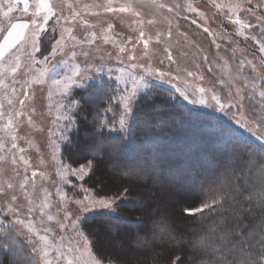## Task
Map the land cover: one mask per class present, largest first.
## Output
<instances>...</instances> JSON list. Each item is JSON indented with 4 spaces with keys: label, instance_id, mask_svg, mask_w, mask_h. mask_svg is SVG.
Listing matches in <instances>:
<instances>
[{
    "label": "snow or ice",
    "instance_id": "1",
    "mask_svg": "<svg viewBox=\"0 0 264 264\" xmlns=\"http://www.w3.org/2000/svg\"><path fill=\"white\" fill-rule=\"evenodd\" d=\"M214 2V0H213ZM245 4H250V0H230L226 5L214 3V7L219 10L227 8L228 19L235 25L239 26L236 32L237 36H244L248 38L242 29L252 28L253 25L245 23L239 13L245 10ZM23 5L22 11L29 13L30 7L35 10L31 12V19L15 22L12 21V14L17 8ZM87 7V6H86ZM103 7L104 12L107 13H129L138 19L132 21L140 26L138 36L135 38V44H132L134 49L136 44H142L144 53L141 57L142 62H133L137 60L135 55H128L127 59L130 62L127 67L130 69L141 70L142 74L128 73L125 77L122 73L116 79L120 81L125 80L126 87L120 92L118 98L109 97V104L116 103L120 108L118 129L116 125H112V131H119L124 135H130L135 126L139 122L144 127L159 126L165 122V117L159 108H153L151 113H144L137 116L135 105L141 101H147L154 96L164 95L169 92V88L165 85H170L171 89L175 90L185 101L191 104H199L209 106L208 92H211L210 100L214 102L215 110L227 115L233 108L237 109L229 119L234 120L240 128L245 129L257 141L262 143L257 146L248 139L237 134L233 129L221 124L219 130V137L223 140L226 174L219 180L215 189V194L202 203L197 208H186L185 213L189 216H194L197 213L203 214L205 210L214 211L216 207H222L223 201L228 200L232 203L230 208V222L226 219H221L220 223L212 227L208 233L201 235L194 243V251L201 257H209V259H201L200 264H257L250 254V252L243 246L246 239L252 240L259 235V240L256 243L260 246L261 262L264 264V42L257 41L259 44V53L261 60L259 71L257 65L251 60L241 59L239 61L238 69L233 73L228 61L223 65L218 66L222 73V79L216 80V84L229 87V95L235 101L234 103L222 102L220 95L217 94L216 89H205L204 87H195L191 91L182 89L179 86V76L170 72L162 71L160 68H153L151 66V59L149 58V45L151 37L146 38L143 30L145 21L139 19L141 13L136 10L132 0L119 7L108 4ZM150 7L153 9L155 15H159L161 10H166L168 13L179 11L182 6L167 5L165 3H158L157 0H151ZM184 12H191L200 15L198 9L191 3L183 6ZM249 13H253V9L248 7L246 9ZM99 13H93L98 15ZM80 14L76 11L71 13V19L64 15L63 9L58 8L53 0H35V3L30 5L29 0H8L7 9L3 10L0 7V33H3V38L0 39V88L6 90V94L17 97L20 105L19 109L14 107L16 101L9 98L8 105L13 106L7 113L4 112V106L0 104V120L5 119L3 124V131L5 136H0V165H9L17 176L20 175L19 165H23V178L19 182V189L27 198L28 207H22L18 203V196L14 191V184L8 180H0V216L4 219L11 217L9 225H5L3 220H0V264H5L4 257L7 256V264H102L101 260L97 258L92 251L91 241L83 230V223L87 220L86 216H76L73 218L72 214L67 210L66 202L74 203L78 206L81 213H88L93 210H106L103 214H108L114 210V206L118 200H122L127 195L128 189H124L123 193L113 195H96L93 196L88 189L81 186V191L85 193L82 199L69 197L66 192L60 190V185L57 184L56 195L59 197V207L55 214H52L49 209L53 207L52 194L44 191L43 199L40 203H35L29 198L28 185L29 183L35 187V178L39 175L42 179L46 178L45 172L31 171V176L27 175L29 168L32 167L31 162L25 157V148L20 147L17 141L20 137L17 135L15 128L20 122V118L27 115L29 126L33 125L32 116L27 114L24 109L27 100L29 99V88L32 85H40L49 83L52 89L61 99L67 98L70 95L72 86L80 87L83 82L91 79L88 75L89 67L81 68L79 65H74L71 75H52L50 69L47 67L50 57H55L58 54L63 55L68 47V41L73 42V47L79 45L82 49L84 44L93 45L97 39H102L105 44L113 43L115 45V38L110 35L113 29V24L107 25V31H103L101 36H97L96 32L90 33V39L78 41L72 34L70 27H63L61 22L71 24ZM235 17V18H233ZM187 19V16L184 17ZM167 19V17H165ZM257 19H260L257 17ZM55 20L56 24L63 28L62 32L57 36L56 27L52 28L53 35L49 39L51 43V50L43 57V60L37 58V54L41 53V45L47 37L49 22ZM156 21L148 19L147 24H154ZM82 23L88 27V21L84 20ZM169 23V30L166 34L168 38L172 36L171 21ZM192 24L201 27L197 20L193 19ZM203 31L209 35L214 36L208 27H204ZM67 34V37L65 35ZM161 33H156V43L161 42ZM256 40V37H251ZM133 37H128L125 43H132ZM215 43V40L213 41ZM119 49L118 54L125 53L124 46L116 45ZM220 45L217 44V48ZM159 51V49L155 50ZM163 52L166 54V59L170 63H175L172 51L169 47H164ZM91 53L89 51H82L84 57H88ZM155 54V53H153ZM76 55L75 52L72 53ZM111 55V54H109ZM22 56H26L29 63H22ZM207 61V56L204 57ZM147 60V63L143 62ZM235 62V61H233ZM123 63V61H121ZM159 63L163 65V60ZM251 68L253 79L249 81L244 73L245 66ZM37 66H40L37 68ZM24 69V75L29 79L23 81L22 87L18 90L15 85L20 83L16 79L17 74ZM103 64L96 68V72H102ZM209 71H213L209 68ZM187 77H193L192 71H187ZM245 79L242 84L237 85L241 77ZM151 77V81L148 79ZM8 78L11 80V92L7 93L9 87ZM202 80L203 77H197ZM130 84V86H127ZM249 84L251 87L249 88ZM102 89L103 85L97 86ZM234 88L235 91H231ZM22 91L23 98H19L18 92ZM143 93V95H140ZM99 91L97 95H99ZM95 97H93V100ZM251 105V111L255 112V118L246 116L244 113L245 101ZM256 101L253 104V101ZM51 107V106H50ZM78 107L76 100H69L68 104L58 102L56 107V123L67 121L64 128L60 130L58 139L67 143L71 142V137L66 134L71 131L72 124L76 123L73 119V110ZM108 111L111 108L107 109ZM259 110V111H258ZM35 110L33 109V112ZM150 117H155V125L150 120ZM108 127V122H99V128ZM99 139H94L91 146L93 156L97 153L103 155L107 148L109 151L116 152L120 149L123 137L121 140L108 141L104 136L103 131L95 133ZM10 145V146H9ZM52 147V162L55 168V175L57 179L64 184L69 183V177H75L77 180L83 181L85 176L92 170L93 161L90 159L86 165L80 167H72L70 163H65L60 145L56 140L51 143ZM211 163V162H210ZM213 166L214 163H213ZM134 171V170H133ZM239 171L242 182L233 184L232 180L237 179L235 176L227 173H235ZM4 168L0 167V177L3 176ZM39 211V216L34 218L36 211ZM259 211L260 219L255 225L246 224V217L255 219L256 211ZM39 220V227H37L36 220ZM54 225V227H53ZM249 231L245 232L244 229ZM21 230H25V239L27 244L18 240ZM113 231H115L113 229ZM57 232L60 234L57 239ZM65 232L74 234L73 238L67 246L64 245L66 237ZM139 238V237H137ZM231 245V247H229ZM31 246V247H29ZM255 245H249L254 247ZM231 257V258H229ZM110 264H119V261L112 260ZM170 264H184L183 258L176 256L170 261Z\"/></svg>",
    "mask_w": 264,
    "mask_h": 264
},
{
    "label": "rangeland",
    "instance_id": "2",
    "mask_svg": "<svg viewBox=\"0 0 264 264\" xmlns=\"http://www.w3.org/2000/svg\"><path fill=\"white\" fill-rule=\"evenodd\" d=\"M8 0H0V7L3 10L7 9ZM30 5L35 3V0H29ZM58 8L63 9L64 15L71 19V13L73 11L78 12L80 15L71 24H65L63 21L61 24L63 27H70L72 29V34L76 37L78 41L90 39V33L96 32L97 36H101L103 31H107V25L109 23L113 24V29L110 32L115 38V45L113 43L105 44L102 39H97L93 45L84 44L83 49L77 45L73 47V42L68 41V47L63 55L58 54L55 57H50L49 67L50 74L52 75H71L74 65H79L82 69L89 67L88 75L91 79L83 82L82 86H72L70 89V95L67 98L61 99V97L56 93L55 89H52L49 83H44L40 85H32L29 88V99L26 102L24 111L32 116L33 125L29 126L27 115L20 118V122L15 128L17 135L20 139L17 141L20 147L26 149L24 155L31 162L32 167L29 168L27 175L31 176V171L36 170L38 172H45L46 178H41L39 175L35 178V187L31 183L28 185L29 198H31L35 203H40L43 199L44 191L52 194L53 207L49 209L52 214H55L57 208L59 207V197L56 195L57 188L56 185H60V190L67 193L69 197H74L77 199H82L85 193L81 191V186L84 189H88L89 192L93 193V190L85 186L82 181L77 180L75 177H69V183H61L56 175L55 168L52 162V147L51 143L56 140L60 145V150L65 141L58 139L60 130L64 128L67 121H61L56 123V107L58 102L68 104L69 100H76L78 102L79 97L76 91L84 92L85 89L90 87L94 88L96 96L100 99L104 94H110L111 97L118 98L120 92L126 87L124 79L117 81V77L121 76L123 73L126 77L128 73L133 72L134 74H142L139 68L133 70L127 67L130 63L127 59L128 55H135L137 57L136 61L142 62L141 57L143 56L144 49L142 44H136L135 48H132V44H135V38L138 36L140 26L132 23L133 20L138 19L129 13H107L104 12L103 7L108 4L112 6L119 7L129 2V0H53ZM137 11L141 13L139 19H143L145 23L143 24V30L147 37H151V42L149 45V58L151 59V66L153 68H160L162 71L170 72L174 75L179 76V86L182 89H188L191 91L195 87H204L205 89L215 88L218 95H220L222 102L234 103L235 101L229 95V87L221 86L216 84V80L224 78L222 73L219 71L220 65H223L225 61H228L229 66L233 73L238 69L239 61L241 59L251 60L257 65L258 71L261 54L259 53V44L257 41L264 42V0H250V4H245V10L239 13L240 18L245 23H250L253 25L252 28L242 29L247 39L244 36H237L236 32L239 29L238 25L233 24L227 15V8L219 10L214 7V3L224 4L230 2V0H157L158 3H165L167 5H181L186 6L191 3L196 7L200 13L184 12L181 8L179 15L176 12L168 13L166 10H161L159 15H155L153 9L150 7L151 0H132ZM235 2V0H232ZM87 6V7H86ZM251 7L253 13H249L246 9ZM23 5H20L17 10L12 14V21L17 20L24 21L30 20L31 12L34 8L30 7L29 13H24L22 11ZM93 13H99L98 15H93ZM187 16V19L184 17ZM167 17V19H165ZM259 17L260 19H257ZM235 18V17H233ZM148 19H153L156 22L154 24H147ZM195 19L201 27L192 24L191 21ZM0 20H4L0 17ZM88 21L90 25L94 27H88L82 23V21ZM171 21V32L172 36L168 38L166 36L169 30V23ZM56 27V35L58 36L63 28L56 24L55 20L49 22V29L47 37L44 43H42L41 53L37 54V58L43 60V57L48 54L51 50V43L49 39L52 37V28ZM204 27H208L212 33L215 35H209L203 31ZM156 33H161V42L156 43ZM66 37L67 34L65 33ZM133 37L132 43H125L128 37ZM256 37L253 40L251 37ZM3 38V33H0V39ZM215 40V43L213 41ZM217 44L220 45L217 48ZM116 45L124 46L126 51L123 54H118L119 49ZM164 47H169L172 51L175 63H170L166 59V54L163 52ZM159 49V51H155ZM82 51H89L91 54L88 57L82 55ZM75 52L76 55L73 56L72 53ZM155 53V54H153ZM111 54V55H109ZM207 56V61L204 57ZM22 63H29L26 56H22ZM163 60V65L159 63ZM123 61V63H121ZM235 61V62H233ZM143 62L147 63V60ZM103 64V71L96 72L95 69ZM40 66H37L39 68ZM212 68L213 71H209ZM187 71L193 72V77H187ZM244 73L249 81L253 79V74L249 66H245ZM31 73L28 77L24 75V69L17 74L16 79L20 83L16 84L15 87L20 90L25 79H29ZM264 75V72L261 73ZM202 76L203 79L200 80L197 77ZM151 81V77L148 78ZM245 77L242 76L240 81H237V85L243 83ZM9 87L7 93L11 92V80L8 78ZM103 85L102 89H98L97 86ZM127 86H130L128 84ZM169 88V92L176 96L182 104L192 107L199 108L204 111H209L214 114V117L218 119V123L213 124V129L217 131V138L219 137V130L221 124L233 129L237 134L251 141L254 145H260L262 142L257 141L249 132L245 129L240 128L239 125L235 123L234 120L229 119V117L237 112L236 108H233L230 113L225 115L222 112L215 110L214 102L210 100L211 92H208L209 106L191 104L185 101L178 93H175L174 89H171L170 85H165ZM251 85L249 84V88ZM99 91V95H97ZM231 91H235L234 88ZM143 94V93H141ZM140 94V95H141ZM19 98H23L22 91L18 92ZM80 96V95H79ZM81 97V96H80ZM11 98L16 101L14 107L16 109L20 108L17 97L10 96L6 94V90L0 88V104L4 106L3 110L7 113L13 106L8 105L7 100ZM93 100V98H92ZM253 104L256 103L254 100ZM51 106V107H50ZM111 108L110 111L107 109ZM33 109L35 110L33 112ZM75 110V109H74ZM73 110V112H74ZM259 111V110H258ZM120 108L116 103H112L105 108V110L100 114V121L108 122L107 129L109 132H119L112 131V125L115 124L118 129V119H119ZM244 113L246 116L255 118L256 113L251 111V105L245 101ZM73 116V113H72ZM74 119V118H73ZM75 120V119H74ZM225 121L227 124L223 123ZM6 123V117L0 120V136H5L3 129V124ZM75 128V123L71 126V131L65 132L70 136ZM120 133V132H119ZM222 141V139H221ZM10 146V145H9ZM221 150L224 152V146H221ZM124 154L125 151L122 150ZM3 155V153H0ZM129 156V154H128ZM134 156L132 153L131 157ZM87 164V163H86ZM4 168L3 176L0 180H8L14 184V191L18 196V203L25 208L28 207L27 198L24 196L23 192L19 189V182L22 180L24 172L23 165H19L20 175L17 176L16 173L9 165H0ZM80 167V166H78ZM172 173H174V168H172ZM86 177V176H85ZM124 199V198H123ZM118 200L116 204L120 203ZM67 210L72 214L73 218L76 216H90L94 213L105 212L106 210L97 209L88 213H81L79 208L74 203L66 202ZM39 216V211L37 209L34 214V218ZM11 217L4 219L0 216V220H3L5 225H9L11 222ZM186 224H190L189 221H185ZM37 227H39V220H36ZM129 225H133L132 222ZM54 227V225H53ZM134 227V226H131ZM22 234L19 235L18 240L27 244L25 239V230H21ZM59 233L57 232V239H59ZM63 235L66 237L64 245L67 246L70 239L73 238L74 234L71 232H65ZM174 242V241H173ZM176 244V242H174ZM187 245L186 243H182ZM131 247L137 249L134 245L130 243ZM31 247V246H29ZM115 247L112 244V248ZM180 247V246H179ZM177 246L175 248L179 249ZM116 249H119L116 247ZM124 253V252H123ZM177 255V254H175ZM7 257V256H6ZM8 258V257H7ZM175 257L171 258L174 259ZM102 262V261H101ZM126 263H128L126 261ZM190 264L189 261H187ZM102 264H110L107 262H102ZM129 264V263H128ZM167 264H170L167 263ZM258 264H262L261 259Z\"/></svg>",
    "mask_w": 264,
    "mask_h": 264
},
{
    "label": "trees",
    "instance_id": "3",
    "mask_svg": "<svg viewBox=\"0 0 264 264\" xmlns=\"http://www.w3.org/2000/svg\"><path fill=\"white\" fill-rule=\"evenodd\" d=\"M76 94L79 100L73 112L75 128L70 134L71 142L61 148L64 162L78 167L93 161L92 170L82 183L95 195L120 194L128 189L112 212L88 215L83 223L97 258L107 263L117 260L119 264H167L176 256L182 257L184 264H200L201 259H209L197 254L193 245L221 219L230 222L232 203L225 200L222 207L194 216L187 215L185 209L206 202L226 174L223 140L217 138L213 129V124L219 122L214 114L188 107L168 92L135 105L137 116L159 108L166 118L164 123L144 127L138 122L130 135H124L99 128L100 114L110 105L109 93L98 99L90 87ZM150 120L155 125L156 118ZM99 131L109 142L123 137L120 149L112 152L106 148L103 155L93 156L91 146L94 139H99L95 135ZM227 174L237 178L233 184L242 182L239 171ZM254 215L255 219L246 217L245 223L254 226L260 219L259 211ZM131 222L133 225H129ZM259 238L257 235L243 243L257 264L262 255L256 243ZM177 246L180 247L175 250ZM4 259L7 264L8 258Z\"/></svg>",
    "mask_w": 264,
    "mask_h": 264
}]
</instances>
